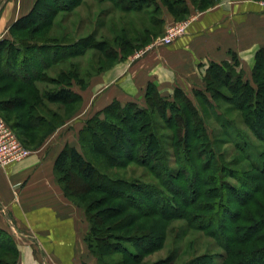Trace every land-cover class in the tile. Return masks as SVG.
<instances>
[{
  "label": "trees",
  "instance_id": "obj_1",
  "mask_svg": "<svg viewBox=\"0 0 264 264\" xmlns=\"http://www.w3.org/2000/svg\"><path fill=\"white\" fill-rule=\"evenodd\" d=\"M107 1L122 10L134 9L138 12L146 5H152L156 12L164 7L175 21H180L190 14V5L195 10H205L218 0ZM38 3L39 0H35L30 11L10 26V37L0 39V82L6 78L12 80V83H19L15 95L6 100L0 99V110L22 112L17 117L23 122L11 123L7 116L0 117L13 130L16 127L24 129L25 137L29 139L21 142L31 149L38 148L49 135L81 109L83 98L81 93L72 88V81L77 79L76 83L82 90L89 84V80L77 78L76 67L70 64L67 71L64 68L58 71V77L44 75L39 79L48 84H57L55 88L38 90L32 87L30 92L25 89L38 80L39 74L26 77L22 75L23 72L20 73V68L17 72L13 71L16 65L29 66L31 57H35L42 65V73L50 66V62L66 60L79 54L76 48L81 43L68 41L51 44L36 41V34L41 30L40 23L32 18L38 15ZM23 20H28L30 25L26 29V41L15 35ZM164 23L163 17H160V20L151 17L137 18V22L133 20L132 25L127 22L130 32L127 27L122 26L120 29L118 41L121 52L131 53L149 44L153 38L160 35ZM49 24H52V21ZM54 50L59 54L56 55ZM105 56L108 60H115L118 54L115 51L106 52ZM238 64L236 57L232 62H210L203 76L205 90L193 92L199 102L212 106L211 100L223 98L220 88H225L229 92L225 100H233L236 104L234 109L240 111L243 123L256 137L264 141V118L261 119L257 114L264 113V48H259L255 53L250 79L243 77L242 71L237 69ZM90 78L91 76L88 79ZM3 90L0 88V92ZM145 100V108H140L134 102L122 107L118 100H113L84 120L77 133V141L83 152L74 144H65L55 159V174L63 193L84 210L90 225L85 242L95 257L96 264H108L104 258H111L113 253L117 252L123 253L126 258L112 264H140L141 257L153 246H145L140 241L151 239L149 243H153L157 237L161 242L165 235L164 222L176 217L186 219L216 239L218 245L224 249L221 264H264V153L254 156L257 162L253 157L250 158L249 167L255 173L247 175L248 172L240 170L232 174L216 154L201 114L182 89H175L174 100L170 102L160 94L157 86L150 82L146 86ZM48 104H56L55 110L50 109ZM71 104L74 106L69 113L67 111L66 118H62L61 110ZM154 114H158L171 130L170 135L166 136L169 140L167 145L160 146V138L154 133L152 126H157L152 117ZM40 129L43 130L41 135L34 138L31 132ZM114 147L117 153H113ZM167 147L172 150L171 156L176 166L173 170L170 169L169 162H166L169 158ZM236 147L240 152H245L243 145L237 144ZM90 148L99 156H105L111 162L114 160L115 165L120 168L131 162L143 166L157 180L156 185L103 174L97 164L87 156L86 150ZM245 157L249 159V156ZM182 159L192 163V168L184 166ZM158 161L161 163L158 164ZM160 165L164 168V173L161 172ZM228 176L233 177L237 185L233 186L224 181ZM96 191L121 201L122 206L125 204L126 208L138 214L130 217L131 221L128 223L126 217V225L122 224L124 227L140 217L155 216L156 220L151 223V228L143 229L144 232L142 231L140 236V226L133 231L134 235H137L129 239L108 235L107 230L110 227L106 225L103 216L105 212L115 208L97 210V201L88 199L89 194ZM207 204L213 205L206 208ZM215 206L219 209L217 218L213 217ZM203 212H207L204 214L211 215V218L202 219ZM116 214L106 218H112ZM123 242L134 244L138 253L125 247ZM253 257H256V260ZM18 259L19 251L13 236L0 227V264H16ZM203 259L208 260L202 262L203 264H213L208 255H204ZM200 260L197 259L196 264H202Z\"/></svg>",
  "mask_w": 264,
  "mask_h": 264
},
{
  "label": "crops",
  "instance_id": "obj_2",
  "mask_svg": "<svg viewBox=\"0 0 264 264\" xmlns=\"http://www.w3.org/2000/svg\"><path fill=\"white\" fill-rule=\"evenodd\" d=\"M259 1L218 0L205 10L190 5L182 21L186 30L172 44L151 46L144 56L117 65L115 73L90 81L82 91L84 112L93 103L101 109L114 99H140L149 82L161 92L175 86L192 92L204 83L210 62H232L234 57L237 69L250 79L255 53L264 48V8ZM34 2L0 0V39ZM164 18L166 25L175 23L167 10ZM72 131L66 130L61 141L52 139L53 132L22 161L0 167V227L15 240L16 264H96L85 242L90 225L84 210L65 196L54 169L61 148L76 141Z\"/></svg>",
  "mask_w": 264,
  "mask_h": 264
},
{
  "label": "rangeland",
  "instance_id": "obj_3",
  "mask_svg": "<svg viewBox=\"0 0 264 264\" xmlns=\"http://www.w3.org/2000/svg\"><path fill=\"white\" fill-rule=\"evenodd\" d=\"M38 4V15H35L36 17L33 16L32 18V20L35 19V22L38 21V23H40L41 30L36 34V41L49 43L51 42V44L53 42L67 43L68 41H70L76 42V44L81 43V45L79 44L76 48V52H79V54L72 55L66 60L50 62L48 64L50 66H48L47 69H44V73H41V71L43 70L42 65L38 62V60H36L35 57H31L29 66L16 65L13 71L16 70L17 72V70L20 68V73L23 72L22 75L26 77H32L36 73L37 75L39 74L38 80L33 81V83L31 84L32 86H29L25 89L30 92H32V87H36L38 90L55 88L57 84H48L46 82H41L39 79H41L44 75L50 77H58V71L61 68H64L67 71L70 64L75 65V71L78 75L77 78L84 81L89 80V83L94 77H97L99 75H105L106 73H115V67L117 65H121V63H124V65H126L127 63H131L132 61H135V59L144 56L148 51L151 50L150 47L154 46L152 45V42H154L158 38H161L166 33L169 27L174 26L184 20L182 19L177 22L175 21V23H172L171 25H166V21L164 18V10L166 9L164 7L156 12L154 11L155 8L152 5H146L140 12H138L134 9L132 11L124 9L122 10L119 6L108 2L107 0H39ZM148 17L154 18L156 20H160V17H163L165 23L160 35H158V37H156L155 39L153 38L152 41L144 47L136 49L131 53H122L121 49L119 48L120 42L118 41V39L120 38L121 27H127L129 31L130 27L127 25V22L132 25L133 20L137 22V18L146 19ZM50 21H52V24H49ZM28 23V20H23L21 22V25L19 26L20 29L15 32L16 36L24 39L25 41L28 34L26 29L30 26L28 25ZM6 37H10L9 29ZM113 51H115L118 56L115 60H108V58H106L105 56V53ZM54 53H56V55L59 54L56 50H54ZM89 76H91L90 79H88ZM76 82L77 79L72 81V88L82 95L83 90ZM18 87L19 83H12V80L6 78L2 79V82H0V88L4 90L3 92H0V99H9L16 94V92L18 91ZM176 88L181 89L178 86L173 87L171 91L168 92H161L158 88L157 89L163 97L172 102L174 100V92ZM195 90L204 91V83L199 87L194 88L192 92L182 91L192 100L193 104L201 114L215 152L218 157H221V161H223L225 167L229 169L230 173L232 174H234V172H240V170L248 172L247 175L255 173L250 169L249 161L252 157L255 162L258 161L257 158H254V156L257 155V153H264V141L256 137L253 134L252 130L243 123V120L240 117V111L234 109L236 108V104L233 103V100H225L226 97L229 96V92L225 88H220V93L224 95V99L221 97H217L216 101L211 100L212 106H208L205 103L198 101L193 92ZM145 91L146 87L140 99H129L122 102L118 99L114 100H118L122 107H125L129 102H134L140 108H145L147 106L145 100ZM112 101L108 104L112 103ZM48 105L50 109L55 110L56 104ZM73 106L74 104H71V106L69 107H64L61 110L62 114L60 116H62V118H66L67 111L69 113L70 109ZM104 107H102L101 109H103ZM83 109L85 108H83L82 99L81 109L78 110L73 117L65 122L66 125L63 124L64 126L62 125L60 126V128L58 127L59 129L57 128L58 130L56 131V133L54 132V136H51L52 139L54 140L55 138H58L61 141V136L65 134L66 130L69 129L70 132L72 130L75 131V135L73 137L75 138L77 132L80 130L79 128H81L84 124V120L88 117L93 116L97 111L101 110L98 108V105H95L94 103L88 105L86 112H84ZM21 113L22 112L19 111L3 112L0 110V115L7 116L10 119L8 121H10L11 123H14V121L23 122L21 118L17 117ZM257 114L261 119L264 118L263 112H257ZM152 117L155 123H157V126L153 125L154 127L152 126V128H154L155 135L160 138V146H163V144L167 145L169 140L166 139V136L170 135L171 130L166 127L164 120H162L158 114H154ZM14 131L18 134V138L20 139V141H27L29 139L25 137L23 128L16 127ZM42 131L43 130L40 129L38 131L31 132V134L34 136V138H38L37 136H40ZM262 134L264 135V130ZM75 140L76 141L74 145L81 152H83L78 144L77 137L75 138ZM237 144L243 145L242 149H244L245 154L238 150V148L236 147ZM100 147L103 149L102 146ZM28 148L31 149L30 147ZM92 150V148L87 149L86 154L90 158V160L94 161L97 164L103 174L114 178L126 179L127 181H137L138 183L147 185H156L157 180L153 175H150L147 169L143 166L131 162L120 168L115 165L114 160L111 162V160H108L105 156H99L95 150H93V152ZM105 151H107V149ZM112 151L113 153H117L115 151V147ZM171 151L172 150L168 149L169 158L166 159V162H169L167 163L169 164L170 169L173 170L176 168V166L173 164L174 160H172ZM245 155L249 156V159H246ZM182 162L184 166L187 165L186 167L192 168L193 166L192 163H188L189 161L187 159H182ZM159 163L161 162L158 161V164ZM159 168L162 169L161 172L164 173V168L161 165ZM224 181L233 186L237 185L235 179L231 176L224 178ZM105 195L106 194L103 192L96 191L89 194L88 199L97 201V210L102 209V211H104L105 208H115V210L105 212L103 216L106 225H109L110 227L109 230H107L108 235H112L115 237L123 236L125 239H129L130 237L137 235H134L133 231L135 230V228L140 226L142 227V230H140L138 234L140 236L144 232L143 229L151 228V223L156 220L155 216L142 218L140 217L136 220L133 219L134 222L124 227V225H126L124 224L126 222V217H128V223L129 221H131L130 217H132L133 215L138 216V214H136L135 212L133 213V210L126 208L127 206H124L125 204H123L122 206L121 201L113 199L111 197H107ZM235 195L237 196V193H235ZM238 196L240 199L242 198L241 195L238 194ZM212 205L213 204H211V206ZM211 206L210 204H207L206 208H211ZM215 209L217 210V212L215 210L213 217L217 218L219 209L218 207H216ZM204 213L207 212H203V214ZM106 214L107 216H113L116 214V216L112 218H106ZM201 217L202 219H204L205 217H207V219H210L211 215L206 216V214H204ZM114 223H117L118 225ZM164 223L165 235L162 238L161 242L160 240L158 241L157 237L154 238L155 240L153 243H149L151 239L140 241L145 246H150L153 244V246L150 247V249H152L143 257H141L140 264H196L197 259H201V263H204L208 261L203 259L204 255H208L209 258H212L211 261L213 264H221L224 249L218 245V242L214 237L211 236L210 233L198 229L197 226L181 217L170 219L168 221H165ZM112 240H114V238ZM123 243H125V247L129 248L132 252L138 253V250H135L134 244L126 242ZM108 251H110V249ZM121 258L125 259L126 257L123 253L117 252L116 254L113 253L111 258L106 256L104 259L108 264H112L114 261H117ZM253 259L256 260V257H253Z\"/></svg>",
  "mask_w": 264,
  "mask_h": 264
},
{
  "label": "built area",
  "instance_id": "obj_4",
  "mask_svg": "<svg viewBox=\"0 0 264 264\" xmlns=\"http://www.w3.org/2000/svg\"><path fill=\"white\" fill-rule=\"evenodd\" d=\"M258 3L264 8V0H260ZM185 30V22L177 23L169 27L166 33L161 38H158L152 45H170L177 37L184 34ZM31 152L32 150L20 141L9 124L0 117V167L22 161L29 156Z\"/></svg>",
  "mask_w": 264,
  "mask_h": 264
}]
</instances>
